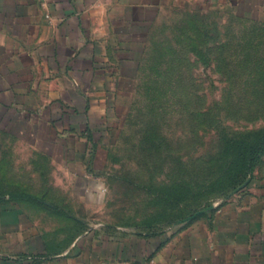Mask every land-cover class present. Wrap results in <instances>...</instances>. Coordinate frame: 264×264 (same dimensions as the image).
I'll return each instance as SVG.
<instances>
[{"label": "crops", "instance_id": "0c3cea01", "mask_svg": "<svg viewBox=\"0 0 264 264\" xmlns=\"http://www.w3.org/2000/svg\"><path fill=\"white\" fill-rule=\"evenodd\" d=\"M173 7L230 10L264 26V0H0V118L37 140L69 176L73 200L105 190L104 156ZM69 234L19 201L0 202V264H264V156L245 193L202 221L154 235L103 225Z\"/></svg>", "mask_w": 264, "mask_h": 264}, {"label": "rangeland", "instance_id": "374dc122", "mask_svg": "<svg viewBox=\"0 0 264 264\" xmlns=\"http://www.w3.org/2000/svg\"><path fill=\"white\" fill-rule=\"evenodd\" d=\"M262 129L264 26L230 10L169 8L143 59L130 118L104 156L101 197L89 191L87 202L73 200L69 176L37 140L19 138V122L0 118V202L29 195L19 202L41 225L71 236L96 225L151 235L189 226L245 193L252 179L220 186L224 138Z\"/></svg>", "mask_w": 264, "mask_h": 264}, {"label": "trees", "instance_id": "16d2710c", "mask_svg": "<svg viewBox=\"0 0 264 264\" xmlns=\"http://www.w3.org/2000/svg\"><path fill=\"white\" fill-rule=\"evenodd\" d=\"M226 168L223 170L222 183L226 188L236 189L254 173L264 156V129L252 134L224 138ZM30 199L26 194L11 195L10 201Z\"/></svg>", "mask_w": 264, "mask_h": 264}]
</instances>
